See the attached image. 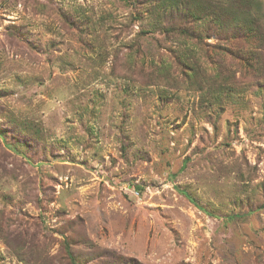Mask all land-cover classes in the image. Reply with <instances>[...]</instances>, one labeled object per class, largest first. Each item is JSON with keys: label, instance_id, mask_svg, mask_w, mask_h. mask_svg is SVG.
Returning <instances> with one entry per match:
<instances>
[{"label": "rangeland", "instance_id": "1", "mask_svg": "<svg viewBox=\"0 0 264 264\" xmlns=\"http://www.w3.org/2000/svg\"><path fill=\"white\" fill-rule=\"evenodd\" d=\"M158 1L139 20L120 0H0V264H68L66 237L90 264H264V85L242 51L264 34L167 36ZM187 47L201 85L237 95L165 78Z\"/></svg>", "mask_w": 264, "mask_h": 264}, {"label": "trees", "instance_id": "2", "mask_svg": "<svg viewBox=\"0 0 264 264\" xmlns=\"http://www.w3.org/2000/svg\"><path fill=\"white\" fill-rule=\"evenodd\" d=\"M123 1L133 12V17H139L141 20L145 15L143 6L155 0H120ZM161 9V24L157 29H161L167 36H182L189 40H194L200 45L202 44L204 35L207 38L212 34H216L219 40H223L226 44L238 45L236 40L242 38L246 45H253V40L250 37L258 39L259 35L264 34V0H159ZM152 13L146 11L145 14ZM155 12L152 13L154 15ZM176 14V15H174ZM178 15V16H177ZM193 20L198 23V33L192 30L189 25ZM150 30H142V35H148ZM184 46H188L184 43ZM235 50H239L236 48ZM255 50L246 51L244 57L249 60L250 68L254 74V80L257 82L258 90L254 91L255 96L262 93L263 88H260V83L264 85V47L263 51ZM172 55H178L175 59L171 58L172 62L166 65H161L159 72L169 78L171 82L179 83V74H172L173 63L178 67L186 66L191 73L185 71V76H188L190 86L205 92V97L210 104L222 106L224 101L232 98L235 89L231 88L227 82H222L220 76L206 79L201 85L199 78L201 74V66L198 63L199 52L196 48L187 47L186 51H171ZM235 52V51H234ZM181 67V66H180ZM237 95V94H236ZM16 138V137H15ZM5 144L15 153L24 155L29 158L32 150L29 141L21 142L18 138L14 139L8 134L3 135ZM122 151L125 154L127 151L126 144L123 142ZM125 157V155H124ZM259 208H264V201ZM257 208V209H259ZM256 209L250 208L244 214H233L232 219H242L255 213ZM77 242L74 238H65L61 241L63 254L68 264H90L88 258H82L76 251L74 246ZM134 261L125 262L122 258L108 262V264H135Z\"/></svg>", "mask_w": 264, "mask_h": 264}]
</instances>
